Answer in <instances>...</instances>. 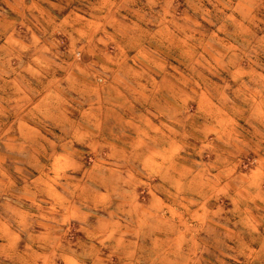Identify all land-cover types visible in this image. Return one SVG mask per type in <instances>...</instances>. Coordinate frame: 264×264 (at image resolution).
Returning <instances> with one entry per match:
<instances>
[{"label":"rangeland","instance_id":"374dc122","mask_svg":"<svg viewBox=\"0 0 264 264\" xmlns=\"http://www.w3.org/2000/svg\"><path fill=\"white\" fill-rule=\"evenodd\" d=\"M0 264H264V0H0Z\"/></svg>","mask_w":264,"mask_h":264}]
</instances>
